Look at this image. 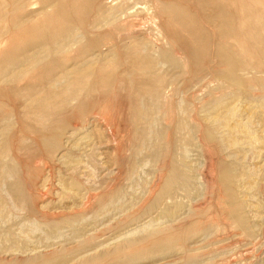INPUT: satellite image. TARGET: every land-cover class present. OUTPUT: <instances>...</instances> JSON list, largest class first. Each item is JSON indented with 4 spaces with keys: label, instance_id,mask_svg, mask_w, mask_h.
Returning a JSON list of instances; mask_svg holds the SVG:
<instances>
[{
    "label": "rangeland",
    "instance_id": "rangeland-1",
    "mask_svg": "<svg viewBox=\"0 0 264 264\" xmlns=\"http://www.w3.org/2000/svg\"><path fill=\"white\" fill-rule=\"evenodd\" d=\"M60 5L79 36L0 77V264H264V0H0V60L40 49ZM86 61L76 93L31 104ZM223 100L237 145L209 118Z\"/></svg>",
    "mask_w": 264,
    "mask_h": 264
},
{
    "label": "bare ground",
    "instance_id": "bare-ground-1",
    "mask_svg": "<svg viewBox=\"0 0 264 264\" xmlns=\"http://www.w3.org/2000/svg\"><path fill=\"white\" fill-rule=\"evenodd\" d=\"M8 2V1H7ZM10 2H12V1H10ZM15 3V2H14ZM19 4V3H18ZM18 4H16V5H18ZM10 5V4H9ZM61 6V5H60ZM213 6H215V5H213ZM212 7V6H211ZM57 8V12H56V15H58L57 17H54V16H52V17H54V20L56 19V20H60V23H57L58 24V27H57V30H53V31H48L47 30V27H46V25L45 26H43L42 28L44 29V30H46V31H43V29L42 28H38L39 30H38V32L40 33L39 35L41 36V38L43 39V41H41L38 45H40L39 46V48L40 49H38V50H35L34 52H32V53H27L26 51H23L22 53H21V55H20V57H18V56H16V55H14L15 54V52L14 53H11V54H9V55H7V56H5L2 60H0V77H1V79L2 78H4L5 80H8L11 76H13V74H15L16 72H18V70L22 67V66H27V65H33V64H36V63H40V62H45V61H48V62H52L53 61V57H54V54L56 53V52H58V51H61V50H63V48L66 46V44L68 43V41H70V40H75V38L76 37H78L79 35H77L75 32H74V29H73V24L70 22L71 21V18H70V16H67V14H70V12H69V10H68V8H66V7H64V6H61V7H56ZM214 8H217L216 6L214 7ZM2 10V9H1ZM12 12V11H11ZM54 12V13H55ZM209 12V11H208ZM18 13V12H17ZM54 13H52V14H54ZM198 13V12H197ZM213 13L214 14H216V15H218V16H220V17H222V16H224V12H223V10L222 9H219V8H217V9H214V11H213ZM12 14V13H11ZM15 15V14H14ZM13 15V16H14ZM61 16H63V18H62V20H61ZM2 17V16H1ZM42 17H43V15H42ZM108 17V16H107ZM1 19V18H0ZM15 21V20H14ZM17 21H19L18 19H17ZM7 23V22H6ZM19 23V22H18ZM102 23V22H101ZM16 24V23H15ZM14 31V30H13ZM81 31V30H80ZM7 32V31H6ZM79 32V31H78ZM81 33V32H80ZM84 33V32H83ZM80 35H82V34H80ZM83 38V37H82ZM78 39V38H77ZM78 41H80V40H78ZM136 42V41H135ZM137 43V42H136ZM138 45V44H137ZM136 45V46H137ZM140 45V44H139ZM138 45V46H139ZM145 46V45H144ZM144 46H140V47H135L134 46V50L131 52V54H129V56H128V58L129 57H131V59L133 60V62L135 61V62H137L138 64H141L142 63V65H145V68L146 69H152L154 66H153V64H154V60L153 59H151L152 57L150 56V54L147 52V50H146V48L144 47ZM16 47V46H15ZM128 48V47H127ZM129 49V48H128ZM224 50H226L225 52H224V54L227 56V49L225 48ZM11 51V50H10ZM9 51V52H10ZM114 51V50H113ZM131 51V50H130ZM129 51V52H130ZM230 51V50H229ZM118 52V51H117ZM19 55V54H18ZM115 55V54H114ZM229 55V54H228ZM116 57V56H115ZM229 57V56H228ZM117 58V57H116ZM233 57L231 56V54H230V60L232 59ZM166 59V58H165ZM92 60V59H91ZM98 61L100 60V59H97ZM132 60H131V62H132ZM87 62V61H86ZM90 62L91 61H89V62H87V64L85 63L84 64V66L83 67H80V68H77L75 71H73V72H79V73H81L82 74V76H84L85 75V77H79L77 80H75L74 82L72 81V80H70V81H68L67 79H64L65 81L67 80L68 82H66L67 84L66 85H63L64 84V82H63V80L61 81L60 79L58 80H54V81H50L49 82V90L47 91V92H45V94H47L46 96H43V94H41L40 96L41 97H39V95H38V97L36 96V97H34L33 98V100L31 101V104L32 105H34V104H37L39 107L40 106H42V107H46V106H49L50 105V101H46L45 100V98L47 99L48 97H54V96H56V90H58V89H60V88H62V92H63V94L65 93L66 94V96L68 95V94H71V93H76V91L79 89V87H81L80 85L82 84V82H84L85 80H86V76L89 74V72H91L92 71V68H93V65H92V63H98V62H93V60H92V63L90 64ZM101 62V61H100ZM134 62V63H135ZM99 64V63H98ZM97 64V65H98ZM96 65V64H95ZM134 65H137L136 63L134 64ZM150 67H152V68H150ZM27 68V67H26ZM94 69V68H93ZM137 69H139V68H137ZM144 70V69H143ZM112 71V70H111ZM70 72V71H69ZM71 72H72V69H71ZM70 72V75L71 74H73V72L71 73ZM92 73V72H91ZM63 74V73H62ZM67 74H68V72H67ZM84 74V75H83ZM96 74V73H95ZM105 74V73H104ZM144 74V73H143ZM66 75V74H65ZM69 75V74H68ZM74 75V74H73ZM78 75H80V74H77V76ZM63 76V75H62ZM68 77V76H67ZM88 77V76H87ZM140 77V76H139ZM63 82V83H62ZM62 83V84H61ZM84 84V83H83ZM3 85H4V83H3ZM239 88H241V87H239ZM44 93V92H43ZM230 93V92H229ZM32 94V93H31ZM44 94V95H45ZM58 94V93H57ZM72 95V94H71ZM78 96V95H77ZM56 97H58V96H56ZM68 97V96H67ZM70 97V96H69ZM72 98V97H71ZM68 99V98H67ZM53 101V100H52ZM59 102V101H58ZM220 102V101H219ZM222 102V101H221ZM53 104V103H52ZM141 104H143V103H141ZM141 104H140V106H141ZM54 105H52V107H53ZM145 106V105H144ZM231 108H233V107H231ZM52 109H54V108H52ZM147 109V108H146ZM140 111H139V115H143L145 112H144V107H140V109H139ZM147 110H149V109H147ZM236 111V110H235ZM235 111H234V109L232 110V109H229V107L226 105V101H224L223 100V102L222 103H219V104H217L216 106H215V108H214V110L210 113V115H209V118H211V121H213L215 124H217V126L216 125H212V126H216V127H219L220 125H224L223 127H224V129H226L227 128V130H228V134H229V143L230 144H232V145H237L238 144V138H237V136L235 135V133H237L238 131L237 130H242L241 132H243L244 131V133L245 132H247V134L249 133L250 134V132L251 131H249V129L251 130V128H249V124L246 122H242V123H235V121H234V125L233 124H231V123H233V122H231L230 123V119L231 118H234L233 116H234V114H235ZM159 112V111H158ZM237 114L238 113H236V116H237ZM251 115V114H250ZM145 116V115H144ZM235 116V117H236ZM237 122L239 121L238 119L236 120ZM182 122V121H181ZM210 122V121H209ZM239 122H241V121H239ZM183 123V122H182ZM213 123V124H214ZM218 124H219V126H218ZM187 125V124H186ZM221 126V127H222ZM183 127V126H182ZM149 128V127H148ZM184 128V127H183ZM6 130V129H5ZM184 130V129H183ZM185 130H186V128H185ZM226 130V131H227ZM188 131V130H187ZM235 131H237V132H235ZM146 132V131H145ZM240 132V133H241ZM187 133H189V132H187ZM156 134V133H155ZM243 134V133H242ZM253 134V133H252ZM251 134V135H252ZM187 135V134H186ZM189 135V134H188ZM226 135H227V132H226ZM244 135H246V133L244 134ZM250 135V136H251ZM1 136V135H0ZM248 136V135H247ZM249 137V136H248ZM252 137V136H251ZM251 137H249L250 138V140H251ZM249 138H247V139H249ZM146 139H148V140H150L151 139V131H150V129H149V131H147L146 132ZM253 139V138H252ZM147 141V140H146ZM144 147V146H143ZM239 148H240V146H239ZM239 148H238V150H239ZM241 151V150H240ZM1 153V152H0ZM5 158V157H4ZM178 160V159H177ZM172 173V172H171ZM170 173V177L168 178V181H167V183H166V187H165V189H164V192L166 193L167 191H170V188H171V186H173L174 185V183H176L177 184V182H179V183H181V186L184 184V185H186V182H183L182 180H181V178H180V176H183V177H185V174H186V164H182V165H180V167L176 170L175 169V171L171 174ZM190 173V172H189ZM3 176H7L8 175V173H7V171H5V170H3L2 171V173H1ZM187 175V174H186ZM192 176V175H191ZM3 178V177H2ZM185 179V178H184ZM234 175H229L228 176V182H226V183H229V189H230V191H231V196L234 198V192H233V190H234ZM176 180H177V182H176ZM226 180V179H225ZM188 183V182H187ZM183 185V187H185ZM176 187V186H175ZM177 187H178V184H177ZM187 187V186H186ZM173 189V188H172ZM165 193H163V194H165ZM161 194V193H160ZM161 196V195H160ZM160 196H158L159 198H160ZM162 197V196H161ZM158 198V199H159ZM157 199V200H158ZM235 200V199H234ZM2 201H3V196H2V194L0 193V204H2ZM237 202V201H236ZM7 205V204H6ZM5 205V206H6ZM4 205H1V207H3ZM8 208V207H7ZM1 209V208H0ZM5 210H6V208H4ZM105 209V208H104ZM102 210V209H101ZM174 208L172 209V208H166L165 210H164V216L165 217H169L170 219L169 220H171V216H175V213H174ZM241 211H242V208H241V206L237 203L236 204V206H235V212L237 213V216L236 217H238V220H239V222H240V224L241 225H246V222H245V220H244V218H243V215L241 214ZM1 212H3L4 214H5V211L3 210V211H1ZM0 212V213H1ZM7 215V214H6ZM162 215V214H161ZM156 217V216H155ZM164 219H167V218H164ZM173 220V219H172ZM76 221V220H75ZM85 221V220H84ZM154 221V220H153ZM167 221H168V219H167ZM75 223V222H74ZM151 224V223H150ZM156 224V223H155ZM154 224V225H155ZM159 224V223H158ZM153 224L151 225V227L152 226H154ZM148 227L150 226V225H147ZM77 227V226H76ZM146 226H144V227H142L143 229L142 230H144V228H145ZM78 228V227H77ZM141 230V229H140ZM146 230V229H145ZM145 230H144V232H145ZM150 230V229H149ZM149 230H147L148 231V233H147V231H146V233L144 234V235H148L149 234ZM152 230H154V229H152ZM156 231H158L159 229H155ZM154 230V231H155ZM137 232H141V231H139V230H136ZM134 232V231H133ZM136 232V233H137ZM61 233V232H60ZM135 233V232H134ZM157 232H155V233H151L152 235L154 234H156ZM8 234V233H7ZM122 235V234H121ZM139 235V234H138ZM137 235V236H138ZM151 235V236H152ZM131 236V235H130ZM142 236V234L141 235H139V237H141ZM149 236V235H148ZM136 237V236H135ZM139 237H138V239L136 238V239H133L132 241L133 242H130V244L132 243H135V241H137V240H139ZM150 237V236H149ZM146 238H148V237H145L144 239H146ZM130 239V238H129ZM142 239H143V237H142ZM143 239V240H144ZM164 239H166V238H164ZM164 239H163V243L161 242V245L163 244V246L162 247H165L167 244L166 243H168V242H166L165 244L166 245H164ZM128 240V239H127ZM126 241V240H125ZM140 241V240H139ZM169 241H170V239H169ZM160 244V243H159ZM156 245V244H155ZM157 246V245H156ZM168 246V245H167ZM154 247V246H153ZM152 247V248H153ZM153 249H155V248H153ZM80 252V251H79ZM81 253V252H80ZM146 253V252H145ZM144 253V254H145ZM147 253H150L149 252V249H148V252ZM136 254H140L141 255V253L139 252V253H136ZM143 254V253H142ZM80 255V254H79ZM78 255V256H79ZM146 255V254H145ZM81 256V255H80ZM135 257V256H134ZM137 257V256H136ZM131 258H133V257H130V260H131ZM133 259H135V258H133ZM135 261V260H134Z\"/></svg>",
    "mask_w": 264,
    "mask_h": 264
}]
</instances>
